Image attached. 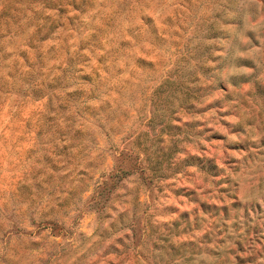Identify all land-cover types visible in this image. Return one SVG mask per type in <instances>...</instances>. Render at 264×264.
<instances>
[{"label": "rangeland", "instance_id": "obj_1", "mask_svg": "<svg viewBox=\"0 0 264 264\" xmlns=\"http://www.w3.org/2000/svg\"><path fill=\"white\" fill-rule=\"evenodd\" d=\"M0 264H264V0H0Z\"/></svg>", "mask_w": 264, "mask_h": 264}, {"label": "trees", "instance_id": "obj_2", "mask_svg": "<svg viewBox=\"0 0 264 264\" xmlns=\"http://www.w3.org/2000/svg\"><path fill=\"white\" fill-rule=\"evenodd\" d=\"M121 153H122V155H123V151H122ZM132 153H133V152H132L131 150H127L126 153H125L124 158L122 159V161H125V159H126L127 157H130L129 155H132ZM125 157H126V158H125ZM135 157H138V156L136 155ZM132 167H134V165H132ZM132 167L129 166V169L125 170L124 172L122 171V172H123V175L126 176L127 174H130L131 172H133V171H130ZM142 171H144V170H142ZM152 176H153V175H152Z\"/></svg>", "mask_w": 264, "mask_h": 264}]
</instances>
